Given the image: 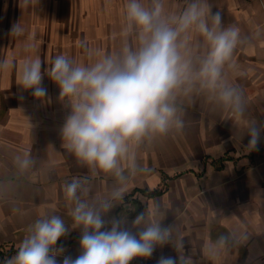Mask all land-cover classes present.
Listing matches in <instances>:
<instances>
[{
    "label": "crops",
    "instance_id": "crops-1",
    "mask_svg": "<svg viewBox=\"0 0 264 264\" xmlns=\"http://www.w3.org/2000/svg\"><path fill=\"white\" fill-rule=\"evenodd\" d=\"M147 4L149 0H144ZM187 0H165L179 13ZM126 0H0V262L13 256L34 221L53 213L72 223L64 185L79 180L84 198L110 194L115 178L93 174L62 147L60 129L68 109L58 87L44 76L46 102L18 85L25 60L39 56L43 67L64 54L77 63L116 53L134 42L123 32ZM225 25L235 24L246 43L226 68L230 84L245 98L247 116L264 121V0H208ZM16 23L24 29L10 36ZM203 53L200 37H190ZM93 55L90 57L88 52ZM15 67H12V63ZM42 67V71H43ZM184 128L147 141L137 149L140 171L126 183L124 197L109 213L135 217L139 211L172 225V243L158 248L166 256L188 257L185 264H264V138L248 152L247 119L214 106L206 96L181 99ZM35 158L22 172L18 156ZM247 234L248 239H243ZM240 237L211 251L221 236ZM79 230L57 242L64 255H79ZM183 245V247H181ZM62 261V257H60Z\"/></svg>",
    "mask_w": 264,
    "mask_h": 264
},
{
    "label": "clouds",
    "instance_id": "clouds-1",
    "mask_svg": "<svg viewBox=\"0 0 264 264\" xmlns=\"http://www.w3.org/2000/svg\"><path fill=\"white\" fill-rule=\"evenodd\" d=\"M124 9L123 32L134 42L126 41L116 53L97 54L87 64L61 54L50 67H43L35 56L21 66L18 83L46 102L43 80L47 75L68 109L60 129L62 147L91 173L113 176L116 186L108 196L93 200L84 198L87 190L81 181L66 183L72 223L55 213L36 219L16 253L0 264H132L137 258H152L157 248L166 245L176 250L172 225L152 218L159 214L158 206L148 215L139 211L131 220L109 213L114 202L123 200L129 177L141 170L137 149L184 128L182 98L203 95L214 106L247 119L248 152L258 150L264 138V121L247 116L243 94L226 77L235 50L247 42L235 24L225 25L221 12L213 11L208 0H187L175 14L168 11L165 0L147 4L126 0ZM23 31L16 23L10 36ZM193 34L200 37L203 53L194 50ZM8 66L0 61V69ZM16 163L26 172L34 167L35 158L24 154ZM72 230L80 232L75 257L64 255V247L57 246ZM239 239L221 236L210 250L224 249ZM243 239H248L247 234ZM188 259L161 255L156 264H185Z\"/></svg>",
    "mask_w": 264,
    "mask_h": 264
},
{
    "label": "built area",
    "instance_id": "built-area-1",
    "mask_svg": "<svg viewBox=\"0 0 264 264\" xmlns=\"http://www.w3.org/2000/svg\"><path fill=\"white\" fill-rule=\"evenodd\" d=\"M161 255H164V254H160L159 249L157 248L156 251L154 252L152 258H150V259L137 258V259L132 261V264H156L157 259Z\"/></svg>",
    "mask_w": 264,
    "mask_h": 264
}]
</instances>
